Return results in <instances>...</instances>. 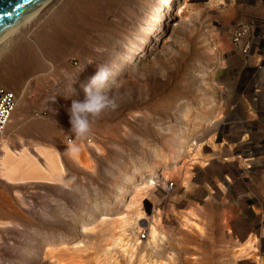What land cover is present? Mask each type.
I'll use <instances>...</instances> for the list:
<instances>
[{"label": "rangeland", "instance_id": "374dc122", "mask_svg": "<svg viewBox=\"0 0 264 264\" xmlns=\"http://www.w3.org/2000/svg\"><path fill=\"white\" fill-rule=\"evenodd\" d=\"M244 18L261 40L243 56ZM21 26L0 42L17 100L0 158L4 142L30 160L0 164V264H264V164L233 153L256 137L264 0H56ZM99 65L126 84L70 155L68 109Z\"/></svg>", "mask_w": 264, "mask_h": 264}, {"label": "clouds", "instance_id": "9594fccd", "mask_svg": "<svg viewBox=\"0 0 264 264\" xmlns=\"http://www.w3.org/2000/svg\"><path fill=\"white\" fill-rule=\"evenodd\" d=\"M86 62L91 64L93 61ZM125 84L126 81L123 78L119 80L114 78L113 69L108 65L97 66L96 73L83 87V100H73L68 109L69 132L72 134L68 139L67 149L70 155H75L80 150L74 143V139L87 138L92 131L93 123L101 117L104 110L118 107L115 96L120 93Z\"/></svg>", "mask_w": 264, "mask_h": 264}, {"label": "built area", "instance_id": "2783aa9c", "mask_svg": "<svg viewBox=\"0 0 264 264\" xmlns=\"http://www.w3.org/2000/svg\"><path fill=\"white\" fill-rule=\"evenodd\" d=\"M258 25V22L252 18L239 19L232 23L229 29V39L241 55H247L257 46L255 41L261 40ZM15 99V93L0 83V133L15 106Z\"/></svg>", "mask_w": 264, "mask_h": 264}, {"label": "crops", "instance_id": "0c3cea01", "mask_svg": "<svg viewBox=\"0 0 264 264\" xmlns=\"http://www.w3.org/2000/svg\"><path fill=\"white\" fill-rule=\"evenodd\" d=\"M257 47H259V46H257ZM235 51H237V50H235ZM244 68L250 70V68H248V67H244ZM254 71L255 72L253 74L255 75L256 72H259L261 70H259V68H256ZM263 85H264V82L259 87V89H260L259 91L261 92L260 93L261 100L256 102V106L255 105L253 106L254 110L256 108L259 109V111L256 113L257 114V116H256L257 126L255 128H250L249 129L255 134V136L257 138L253 137L252 140H254V141H251L252 143L249 142V144L246 145L245 143H243L244 139L242 138V132H240L239 136H237V138H238L237 139V146L239 147V149H240L239 151L241 153L242 152H246V154H249V153H252V152H255V151L261 153V154H259L257 156H254V157L252 156L255 159H253L252 157L250 158V157H242L241 156V160L242 161H246V163H245L246 165L250 164V168L251 169H260L261 165L264 164V86ZM247 106H245V104L243 103V107L244 108L240 109L241 110V114L235 116L236 118L234 119L233 123L234 122H240L241 119L249 120V117L247 115L248 114ZM251 119H253V118H250V120ZM243 125H246V124H242V127L247 129V127H244ZM233 127H237V126H233ZM237 130H239V129H237ZM242 131H244V130H242ZM236 151L239 152L238 150H236ZM237 152H233V153L236 154ZM225 154H227V153H225ZM224 156H226V155H224ZM262 175H263L262 176V180H259L258 182H256L257 180H254V183L257 184L258 187H263L264 188V174H262ZM249 180L251 181L252 177H250L248 179V182H249ZM256 190L260 191L259 188H257ZM262 190H264V189H262Z\"/></svg>", "mask_w": 264, "mask_h": 264}, {"label": "water", "instance_id": "95a60500", "mask_svg": "<svg viewBox=\"0 0 264 264\" xmlns=\"http://www.w3.org/2000/svg\"><path fill=\"white\" fill-rule=\"evenodd\" d=\"M49 0H0V39L14 30ZM247 127V125H243ZM240 153L242 157H252L260 152ZM236 153V154H237Z\"/></svg>", "mask_w": 264, "mask_h": 264}, {"label": "bare ground", "instance_id": "6f19581e", "mask_svg": "<svg viewBox=\"0 0 264 264\" xmlns=\"http://www.w3.org/2000/svg\"><path fill=\"white\" fill-rule=\"evenodd\" d=\"M55 2H56V0H49L44 5H49V7H51L52 4H54ZM38 11H39V9L36 12H38ZM36 12L34 14H32L30 17L35 15ZM153 15L156 16L157 14L155 13ZM30 17L27 18L24 22H22L19 26H17L14 30H12L8 34H10L12 32L14 33L18 29H20L22 27L21 25L24 24L28 19H30ZM152 22H153V20H152ZM151 25H153V24H151ZM7 35H5L3 37V39L1 38L0 42L1 41L3 42L4 39H6ZM16 101L17 100L15 99V106H16ZM15 106H14V108H15ZM14 108H13V110H14ZM13 110H12V112H13ZM12 112H11V114H12ZM11 114H10V116H11ZM10 116H9V118H10ZM7 122H6L5 126L7 125ZM5 126H4V128H5ZM3 132H4V129H3V131L0 134H2ZM1 148H2V154H1V158H0V164H1V169H4L6 176H9V175L11 176V175L16 174L17 172H19L23 168L22 167L23 163H29L30 158L28 157V155H27V153L25 151L22 150L21 152H17V150H16V152H14L12 149L8 148V146L5 145L4 142L2 143V147ZM55 162L56 161L54 160V161H51L50 163L54 165ZM137 214H139V216H140L141 213L138 211ZM158 233L159 232L156 230L154 224H152V225L150 224V242H152L154 245H156V242H157V239H158Z\"/></svg>", "mask_w": 264, "mask_h": 264}]
</instances>
